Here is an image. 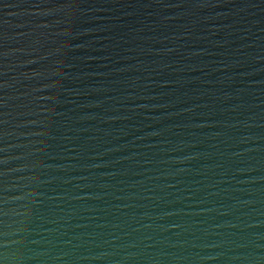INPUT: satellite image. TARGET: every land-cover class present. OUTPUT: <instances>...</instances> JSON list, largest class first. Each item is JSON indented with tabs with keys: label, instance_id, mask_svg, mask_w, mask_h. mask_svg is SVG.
Instances as JSON below:
<instances>
[{
	"label": "water",
	"instance_id": "1",
	"mask_svg": "<svg viewBox=\"0 0 264 264\" xmlns=\"http://www.w3.org/2000/svg\"><path fill=\"white\" fill-rule=\"evenodd\" d=\"M0 264H264V0H0Z\"/></svg>",
	"mask_w": 264,
	"mask_h": 264
}]
</instances>
